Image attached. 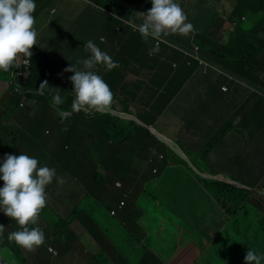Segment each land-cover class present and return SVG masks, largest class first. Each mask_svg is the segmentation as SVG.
I'll return each mask as SVG.
<instances>
[{"label": "rangeland", "instance_id": "obj_1", "mask_svg": "<svg viewBox=\"0 0 264 264\" xmlns=\"http://www.w3.org/2000/svg\"><path fill=\"white\" fill-rule=\"evenodd\" d=\"M40 1L41 4H39L38 1L36 2L37 7L34 12L36 20L34 27L38 33V44H36V54L35 52H32V57L35 56L39 60L37 64L38 66L43 64L42 59H44V56L48 58L47 61L50 62V65L45 66L44 74L47 76L49 81L51 80V85L49 86L48 84V87L49 90L52 89L53 95L56 93L55 86L60 90L63 89V93L73 91V83L67 82L69 81L71 72H65L64 69L69 67L67 61L70 59L76 58V61L86 59L84 44L86 41L92 40V38L90 35L85 36L82 34H77L75 37L80 41H83V43L74 44L75 39L72 33H78L81 29L85 30L87 26L90 27V32L97 34V36L93 38V42L98 47L99 45L97 41L102 38V36L106 37L105 42H107L108 39L109 44L104 48L109 51V53L107 51L106 52L115 62H118L119 65L112 70H117L119 68L122 71H128L136 64V61L132 60L129 68L124 69L121 67V62L123 61L125 54H128L129 58H131L133 52L135 51V42L133 41V36H139L140 34L138 31H134L132 25L135 22L123 21L120 23L116 20L113 21L112 18L106 20L102 13V3L97 2L96 0H57L55 2L43 1L44 3L42 0ZM213 1L215 6L220 1L218 5L221 10L227 14L225 17L231 14L235 0ZM187 2L194 3L198 6L200 0H178V3L180 6H182V9L187 14L189 20L192 18H190L188 9L185 6ZM41 5L42 8L39 9ZM139 11L145 12L142 9H139L138 12ZM219 19L221 20L224 18ZM219 19L216 21L217 23H219ZM135 24L139 25L137 23ZM246 24L247 23H244L242 26L245 27ZM117 25L124 27L125 30L124 33H122L120 39V46L123 47L122 52L119 53L120 59L116 56L117 54H115V56L111 55L113 52L112 45L115 41H117V34L113 32V29ZM217 26H219L217 30L221 31L224 39L227 40L230 36V33L233 31V26L231 23L229 22V24L227 23L225 26L218 24L214 26L213 29H215ZM184 36L192 38L194 33L191 31L189 34ZM153 47H155V39L150 37L148 41L145 42L144 47L145 50H147L143 56L145 62L149 56V48ZM160 51L161 49L159 48L155 59L160 61L159 68L162 65L165 66L161 67L164 68L161 72V75L165 77H171V75L177 71V68H172V66L174 67L173 64L175 63L176 66L177 64L180 66L183 58L182 56H175V62L172 63L168 56L174 52L170 49H163V51ZM170 64H172V66ZM76 65L77 67L82 66V64ZM105 70L106 69L102 65H97L96 67V71L102 72ZM169 70L172 71V73ZM148 73L149 79L147 72L146 74H141L143 77H139L128 71L127 77L124 79L127 78L126 83L130 89L127 87L117 86L112 90V92L114 95L132 98L133 91L136 90L132 86V83H134L136 80L146 83V80H148L149 87H144L143 91H138V96L135 97V99L139 107L140 115H138V117L141 118V114L146 113L147 116L145 117V120L149 121L148 109L150 108L147 103L152 98H158L160 93L156 96L154 95L152 71H148ZM239 75L242 77L241 79L238 77L241 88L248 91L250 98L245 101V104L241 108L239 107L240 109L236 108L234 110V115L228 118L229 122L225 123V127L227 128L225 131L226 134L219 137V140L214 141L210 146L211 149L213 147L217 149V146L219 145L220 155L227 153L231 147L235 146L241 148L243 152H246L247 154L245 157L247 160H250L252 164L245 168L242 166H235V168L239 170L234 172L228 171L227 173L236 179L243 180L248 185H255L258 182L264 180V90L259 89L262 81V73L258 71L256 67V69H253L249 73L246 72L244 74L242 73V75ZM122 76L123 75L119 76L118 83L122 81ZM0 79H3L7 84H9L11 81L10 75L5 72L0 73ZM195 79L196 78L193 73V75H191V77L184 82V87L190 85V83H192ZM248 82L254 86L247 84ZM7 84L0 87V116L3 115V110H5L1 100L4 97L5 92H8ZM172 88L174 91H177L175 94H173L176 95L174 100L177 99L180 93H185L183 91L179 92L180 90L176 89L175 83L172 85ZM234 92L235 91H232V93ZM169 101L170 99L165 102V106L169 103ZM165 106L163 105V107ZM42 108L43 106L40 107L39 110ZM183 108L184 107L179 108L178 103L176 102L161 119V122L163 123L162 127H173V123L179 118L183 117ZM23 109L25 108H18L17 112L15 113L12 112V110H9V115L0 117V121L3 118V124L1 125L8 126L12 124H25V122L28 121L30 114L25 112ZM37 109L38 107H35V109L32 111V115L35 114ZM44 109L45 107L43 110ZM7 110L6 112L8 113ZM83 113L61 116V127H72L71 130L65 131L63 133L64 139L62 141L60 140L59 135L63 128L60 127L54 136H50L47 130H52V125L50 124L51 121H49V119L53 120L54 118L55 120V117L45 118V114L41 113L38 115V120L35 123L36 128L34 129L35 133L32 137V143H25L22 145L24 148H22L20 142H18L20 150L24 152V149H27L30 151L28 156L38 159V166L46 165L50 168H55L57 177H62L64 179V183L59 184L56 178H54L52 183L47 186V203L44 209L48 207L49 210H54L59 217L66 219L70 217L71 214H74L75 208L81 209L84 205L86 208L85 210L91 212L92 206L94 205L93 203L98 202L101 203L100 205L103 208L102 213L105 216L106 213H109L111 208L118 207L120 199L124 194H126L125 200L127 203L134 202L135 199L140 197L141 200L139 202V206L141 210H144V214L146 213L144 219L148 224L149 232L151 231V228L155 226L156 220H164L165 232L161 237L155 236L153 238V246L157 249L159 247H163L164 253L169 257L173 258L176 254V252H172L174 246L182 244L186 249L191 243L195 242L196 246H198L202 251V255L196 264H216L217 256L224 258L225 253H217L218 245L215 244V238L220 235V251H223L227 246L229 237H231L232 234H235V232L239 235H249V241L243 245L240 244L239 241H236L237 252L234 249V246L231 247V252L235 255H238V259L235 258V260H226L221 264H239L240 261L241 264H245L244 257L249 248L253 249L259 254H261V252L264 253V218H257L255 216L256 212L250 204H247V208L240 214L227 218V216L224 215L226 211L222 210L220 206H218L217 202L211 200L214 199V197L212 196L209 187L216 186L217 180L213 179L212 177L204 178L206 176L203 173L201 174V172L195 173L201 177L204 176L202 179H200L202 182H200L198 179L196 183L190 180L186 175L182 176L180 179H170L174 173L165 175L164 178L168 181L160 183V187L162 184H164V190L158 192L157 196L161 197L163 195H167L166 198L169 200L163 206V211L166 214L161 215L157 213L154 215L153 218L155 219L153 220L148 218V215L151 214L149 212V208H152L153 206V204H149L151 197V195L149 196V171L151 172L152 170L151 166L149 165V157L151 150L157 148L156 141L153 138H149V136H147L148 134L143 127H136V134L143 139L138 145H133L132 149L123 150L131 152L129 161H132L137 155L140 158L141 167L133 168L131 165H128V169L134 171L133 173L139 175V177L134 183L127 184L123 178L125 172L119 173L118 170L120 163V152L116 148L109 149L110 154L106 155L105 160L95 159L88 154V149L83 139V132L75 127V121H78L81 124V127L83 126L85 121V113ZM43 118L46 120L44 123ZM39 125L41 129L39 128ZM182 134L186 135L185 128H183ZM248 134H251V138ZM153 135L157 140H159L155 134ZM243 135H247L248 138L243 140ZM44 142L50 143V146H42L41 143ZM194 144H196V142H193V145ZM99 146L101 145L98 144L93 147L94 151L98 155H100L101 152H104L103 149H99ZM136 151L137 153H135ZM160 151L165 153L168 163L173 162L174 152L180 153L177 146L174 145L171 147L167 144H160ZM215 153L216 152H213L211 156H208V158L216 155ZM179 155L181 156V153ZM204 157L205 155L203 154L202 158L204 159ZM195 158L196 157H193V159ZM4 159L5 154L0 155V166H2ZM111 160L112 162L115 161V163L108 169L107 164ZM168 163H165V166ZM185 163L189 165L187 161ZM193 163L197 165L195 161H193ZM200 167L203 171L210 172L212 175H220L217 174V171H211L212 169H217V165L203 164L200 165ZM137 170L140 172V174L137 173ZM161 172L162 171L160 170V173ZM215 178H217V176ZM116 181H120L123 184V187H116L114 185V182ZM228 183L236 187V185L232 182L228 181ZM3 185L4 181L0 179V187H3ZM155 186L156 185H153V187ZM262 196L264 199V195ZM62 202H69V207H67L66 204L65 206L60 205ZM158 206L160 205L158 204L156 209ZM83 212L84 210H82L78 215L76 227H74V223L76 221L74 223L71 222L64 224L61 231H57V235H60V232L68 230L71 225L75 232L79 234L85 233L83 220L80 218V214ZM103 215L99 213L97 220H89V223H95L96 221L100 223L101 226H103L105 231H107L113 226V221L106 220ZM40 218H43V216L40 215ZM189 220H192V224L194 226V236H190L189 232H191V230L186 232L189 229V227H186L188 225H183L184 223H188L185 221ZM4 221H6L13 230H21L20 226L15 220H12L10 217L5 215L3 211H0V224H4ZM59 221H61V219L57 218V222ZM43 226L45 229L48 228L45 222H43ZM111 232L117 233L123 239L122 235L120 234V228L117 230H112ZM87 233L91 234L90 231H87ZM87 238L88 235L84 237L83 242H85ZM49 245L50 244H47V246ZM231 245H233V243H231ZM58 248L60 256L59 258L54 259L48 253V248L43 246V252L41 254L43 255V258L47 264H55V260H58L59 264H80L81 262L92 260H94L97 264L98 262L102 261L96 256V252L92 253L93 257L91 258V251L87 248H70L68 253H73V251L77 252L74 256H68L61 244L58 245ZM51 250L56 252L54 248ZM51 250V254L56 257L57 255L55 256ZM156 257L162 260L160 255H157Z\"/></svg>", "mask_w": 264, "mask_h": 264}, {"label": "clouds", "instance_id": "obj_2", "mask_svg": "<svg viewBox=\"0 0 264 264\" xmlns=\"http://www.w3.org/2000/svg\"><path fill=\"white\" fill-rule=\"evenodd\" d=\"M100 1L106 3V1L104 0ZM126 1L128 5L117 4L113 1L106 3V6L102 5V13L104 15V18L106 20L112 18L113 21L116 20L120 23L123 21L134 22L128 19H124L122 18V16H119L111 11L119 10L120 8H123L125 6H128L130 9L133 8L132 5L129 6V2L131 0ZM142 2L143 0L139 1V3ZM151 2L152 7L147 12H138L139 8L133 10L134 16L136 18L135 23L139 25L133 23L132 26L134 28V31H138L140 33L145 42H147L150 37L152 39H155V47L149 49L148 54L150 56H156L155 53L159 51L160 46L169 44L162 38V36H167L169 34L175 33H179L181 36L187 35L193 30V25L190 22H187V14L183 11L180 4L177 3L176 0H151ZM36 7L37 5L35 3V0H0V73H8L11 77V81L9 82V84L5 83L3 79H0V87L7 84L8 91L10 90L11 92L14 91L15 93L20 94L32 91L35 92V99L25 96V101L21 104V108H25L23 109L25 112H32L35 107H38V109L41 107L38 106L41 105V103L36 100V96L39 95L45 96L48 99L50 108L59 117L72 114L76 115L78 113L84 112L85 114H83L85 115V121L83 126L81 127V124L78 121H75V127L83 132V139L86 143L87 149H90L98 144L108 142L107 139L110 138H113L114 141H118L120 138H122L126 140L127 146L132 149L133 145H138L143 139L135 132L136 126H140L150 132V134L153 136L152 138L157 143V148L158 146H160V144H167L171 147L174 145L177 146L179 148L181 156L179 155V152H174V154H176L180 161L183 163L187 161L189 166L191 165L190 168L194 170L195 173L201 172L202 174L203 172L198 169L197 165L189 160V155L185 151V147H182L179 144L177 145L175 141L170 140L161 132H158L154 126L150 125V123L157 117L158 114H152L151 110L149 109V114L153 116V120L151 122L145 120V117L147 116L146 113L141 114V118L138 117L140 113L135 97L138 96V91L144 90V87H146V83H144L143 81L139 82L140 84L138 86V90L133 91L132 98L114 95V93L112 92V86L115 83L109 80L108 75L105 74V71L107 73L108 71H111L119 65L118 62H115L107 52L101 50V45L109 44L108 39L107 42H104L106 38L104 36H102L103 38H101V40L99 39L97 41L99 47L93 42V38L92 40H88L85 42L84 48L86 59L77 61V64H82V69H78L77 65L74 64H71L69 67L64 69L65 72H71L69 81L67 82H71L74 85L72 88L74 92V99L72 101L71 107H69L68 109H64L59 106L64 103V100L59 94V89L57 87L56 93L54 95L52 93V89L49 91L45 89L48 85L47 81L42 82L39 87H27L22 85V79L25 75V72L28 71L31 73L32 69L34 68L35 56L32 57V52H35L37 50L36 44H38V33L36 28L34 27L36 23L34 16ZM140 9H144L145 11V8H142V6H140ZM137 20L142 22L139 23ZM124 31V27L121 26H119L117 29L115 26L113 29V32H115L116 34H122L124 33ZM160 39H163L165 42L161 43L160 46H156V40ZM77 40L79 42H75L74 44L83 43V41H80L79 39ZM191 46V50L174 46V48L183 55V60H187L188 65L191 64L190 59H194L191 56L195 55L194 46L199 47L198 55L201 58V47L195 43L191 44ZM26 60H30L31 62L29 68L24 64ZM194 60L196 61V59ZM97 65H102L106 70L103 72L96 71ZM173 65L174 68L179 67L178 64L177 66L175 63ZM22 73H24V75ZM222 73L223 72H221L215 78L214 82L216 84H218L219 82H221L222 84ZM235 80L240 82L238 79ZM247 84L254 86L249 82ZM223 86L225 85H220V89L218 88L221 93H229L231 91L229 86L226 84V86L228 87V91L223 92L221 89ZM244 95H248V93ZM27 102H30L31 105L27 106ZM154 104L159 106L157 98H154L151 102L147 103L149 108H151V106H153ZM133 122L134 126H132ZM130 128H132L129 132L131 133V135L128 136V138L127 135L122 137L118 133L120 129L125 130V133H127ZM226 129L227 128L224 124L222 128L223 136ZM48 133L50 134L49 130ZM153 134H155L159 138V140H157ZM157 148L151 150V155L149 157V165L153 169L152 172L154 175H156L158 172L156 168H153L156 164V161L168 163L165 153L163 151H158ZM125 152L127 153L126 158H120V161L126 163V174L131 175L134 171L128 169V165H131L133 168L141 167V161L137 155L133 158L132 161H129L131 152H127L124 150L123 154ZM135 153H137V151ZM0 155H2L1 150ZM38 165L39 161L35 157H30L26 154H5L3 164L2 166H0V174H2L0 175V179L4 181L3 187H0V211H3L5 215L10 217L12 220H15L21 229L11 232L8 236V239L9 241H12V243L15 242L18 246L28 251H34L45 242V233L43 232V230L39 227H29V225L32 226L38 223L39 214L41 210L46 206L47 186L52 183L54 178H56L59 184L64 183V179L62 177H57L55 168H50L46 165ZM203 174L205 176L206 174L208 175L207 177L203 176L204 178L212 177L217 181H222L225 183H228V181L235 182L236 184L243 185L249 188L244 189L236 186L240 189L264 195V182H258L255 185H248L227 177H223L222 175H212L208 173ZM216 176L217 178H215ZM180 178L181 177L177 179ZM219 178H225L227 179V181L221 180ZM167 181L168 180L165 179V182ZM116 185L118 187H121L117 182ZM250 186L255 187L253 188ZM211 200L215 201V199ZM123 202L124 201L121 202V206L124 205ZM245 209H243V211ZM48 211H50L49 208ZM224 215L226 214L224 213ZM72 216H74V214H72ZM228 217L230 218L231 216L228 215ZM3 231L4 225L0 224V234H2ZM235 234L237 233L235 232ZM236 241H239V243L243 245L249 241V235H247V237L245 238L239 237ZM236 241H233V245H231V247L234 246V249L237 252ZM215 242V244L218 245L217 253H225L224 258L216 255V264H221L226 260H235V258L238 259V255L235 256V254L231 252V247L229 250L224 249L223 251H220L221 247L219 236L215 238ZM16 257L17 255L13 254L12 252L10 253V258L12 261H15ZM20 257H23V255L21 254ZM244 260L245 264H262L264 261V253L261 252V254H259L253 249L249 248V250L246 252Z\"/></svg>", "mask_w": 264, "mask_h": 264}, {"label": "crops", "instance_id": "obj_3", "mask_svg": "<svg viewBox=\"0 0 264 264\" xmlns=\"http://www.w3.org/2000/svg\"><path fill=\"white\" fill-rule=\"evenodd\" d=\"M104 1H106V3L113 1L117 4L128 5L126 0ZM139 1L141 0H131L129 2V6L132 5L133 7H137L140 9V6H138ZM151 7H149V3L147 2V0H145V12L151 9ZM218 14L219 18H224L227 15L221 10L220 7L218 8ZM190 23L193 25V30H196L197 26H202V19H200L199 21H190ZM118 27L119 26H116V29ZM193 30L192 32L195 34ZM72 34L75 38V42H79L75 37L77 34H82L85 36L90 35L91 38H95L97 36L96 33L90 32L89 26H87L85 30L81 29L78 33ZM121 35V33L117 34V41H115L112 45L113 52L111 54L112 56H115V54H117L116 56L119 59V53L123 50V47L120 46ZM182 37L184 40L188 38L184 35H182ZM107 46L108 45H101V50L104 52L107 51L109 53V51L104 48ZM74 62L75 59H70L67 61L69 66L71 64L76 65ZM117 71L119 73V76L123 75L120 85L122 87H127L128 89H130V87L126 83L127 78L124 79L125 77H127V72L122 71L119 68L117 69ZM156 71L161 73L163 71V68L158 67ZM153 73L154 71H152V74ZM139 84L140 83L137 80L132 83V86L136 89L134 91L138 90ZM158 86V84L153 83L154 91L159 89ZM146 87H149L148 80H146ZM216 89L218 90V92L216 98H214L213 91ZM219 91L220 90L218 88L210 87L209 85L203 84L199 79H195L192 83H190V85H188V87L186 86L183 88V92H185L186 94L180 93L176 100H174L176 95H170L169 103L161 110L160 113H158L157 117L150 123V125L154 126L158 132H161L170 140L175 141L177 145L179 144L182 147H185V151L189 155V160L191 162L195 161L197 163L198 169L203 173L212 174L210 172L203 171L200 165H217V169H212L211 171H217V174H220L223 177H227L246 184L243 180L236 179L233 176H230V174H228L227 172H234L239 170L235 168V166H242L245 168L252 164V162L250 160H247L245 157L247 153L243 152L241 148L235 146L231 147L227 153L220 155L219 145L217 146V149H215L214 147L211 149L210 145L214 141L219 140V137L223 136L222 128L224 124L226 122H229L228 118L234 115V110L239 107L241 108L245 104V101L250 98V95H243L241 97V93L238 94L236 92H231L225 95ZM179 92H181V90ZM153 99L154 98H152L149 102H151ZM176 102L178 103L179 108L184 107L182 110L183 117L174 122V126L171 128H169L168 126L162 127L163 123L161 122V119ZM204 105L205 107L202 108L201 106ZM220 114L222 117H225V121L219 120ZM192 127L196 128V133L193 131ZM183 128H185L186 130V135L182 134ZM248 135L251 138V134ZM247 138V135L242 136L243 140ZM193 142H196V144L193 145ZM157 150L160 151V146H158ZM211 152H216V155L208 158V156H211ZM203 154L205 155L204 159L202 158ZM126 156L127 153L125 152L121 156V158H126ZM193 157L196 158L193 159ZM153 168H156L158 172L156 175H154L152 172L153 169L151 170V172L149 171V196L151 195L149 204H153V206L152 208H149V212L151 214L148 215V218L152 220L155 219L153 217L157 213L161 215L166 214L163 211V206L168 202L169 199L166 198L167 195H163L161 197L157 196L158 192L164 190V184H162L160 187V183L165 182V175L174 173V175L171 176L170 179H177L186 175L194 183H196L198 179L200 182H202L200 179H202L203 177L202 176L199 178L189 165H186L185 163L180 161L176 154H174L173 162L168 163L165 166L164 162L156 161V164ZM118 170L119 173L125 172L123 178L127 184L134 183L139 177V175L134 174L133 172L131 175H127L126 163L122 161H120L119 163ZM160 170L162 171L161 173ZM137 173L140 174L138 170ZM207 176L208 175L206 174V177ZM263 181L264 180H262L260 183H262ZM116 182L120 183L119 185L123 187V184L120 181ZM116 182L115 186L118 187L116 185ZM153 185L156 186L153 187ZM125 199L126 194H124L120 199L118 207H114L113 209H111L110 214L106 213L105 216L102 213L103 208L100 205L101 203L94 202L91 212H88L87 210H85V208L84 212L80 214V218H82L83 220L85 231V233L82 234L75 232L71 225L68 230L61 232L60 236H58L57 231L61 227V225L59 224L60 221L57 222V218H60L61 221H63L74 216H72L71 214L70 217L64 219L62 217H59L54 210L50 209V211H48V209H46L47 207L45 209L43 208L39 214L38 223L32 226L41 228L45 233L44 244L36 248L34 251H28L22 248L21 253L23 257L17 255L15 261H12L10 258L11 251L9 250V246L11 245L12 241H9L8 239L10 232H14L15 230H13L12 227L9 226L6 221H4V231L2 234H0V264H47V262L43 258V255L41 254L43 252V246L48 248V253L54 259H56L60 256L58 252L59 244L63 246V249L68 256H74L75 253H77L75 251H73V253H68L70 248H87L91 251V258L93 257L92 253L96 252V256L102 260L97 264H196V262L199 261V258L201 257V250L198 246H196L195 242L191 243L186 249L182 244L174 246L172 252H176V254L173 258L164 253L163 247H159L158 249L154 248L153 238L155 236L161 237L165 232L164 220H156L155 226L152 227L151 231L149 232L148 224L144 219L146 213L144 214V210H141L139 206V202L141 200L140 197L135 199L134 202L128 203ZM122 201H124L123 206H121ZM65 204L67 207H69V202H62L60 205L65 206ZM158 204L160 206H158V208L156 209V206ZM112 211H116V214L112 215ZM142 211L143 215L140 214ZM99 213H101L106 220L113 221V226L107 231H105L103 229V226H101L100 223L96 221L95 223H89V220H97ZM40 215H42L43 218H40ZM77 218L78 216H75V219L72 223H74ZM43 222H45L48 226V230L43 226ZM76 224L77 221L74 223V227H76ZM119 228L120 234L122 235L123 239L117 233L111 232L112 230H117ZM87 231H90L91 234H88ZM189 234L190 236H194V234H192L191 232H189ZM86 235H88V238L85 242H83V239ZM47 244L50 245L47 246ZM53 248L57 252L56 257H54L50 252V250ZM157 255H160L162 260L158 259L156 257ZM55 264H59V261L55 260ZM80 264L96 263L94 260H92L81 262Z\"/></svg>", "mask_w": 264, "mask_h": 264}, {"label": "trees", "instance_id": "obj_4", "mask_svg": "<svg viewBox=\"0 0 264 264\" xmlns=\"http://www.w3.org/2000/svg\"><path fill=\"white\" fill-rule=\"evenodd\" d=\"M38 1L39 4H41L40 0H35V3ZM49 2V1H57V0H42V2ZM97 2L102 3V5L106 6V3H103L100 0H96ZM149 3V7L152 6L151 0H147ZM178 3V0H176ZM44 3V2H43ZM220 1L215 6V3L213 0H200L199 5H195L194 3L187 2L185 5L188 9L190 18L199 21L202 19V26L196 27V30H193L195 32L193 38H187L186 40L183 39V37L179 33L175 34H169L167 36H162L164 40H166L169 44L160 46L161 51L164 50H172L174 53L169 55L168 58L171 59L172 63L175 62L174 57H180L183 55L180 54V52L174 48L175 47H183L187 50H191L192 46L191 44H197L201 47V58L208 63L207 73H204L203 70L199 67L198 63L194 59H190L191 64H187V60H183L181 65L177 68V71L171 75V77H165L162 76L160 72L156 71L159 67L160 61L155 59V56H148L147 61L145 62L144 55L147 52L145 50V40L139 36L134 35L133 41L135 42V51L133 52V55L131 58H129L128 54H125L123 61L121 62L122 68H129L131 65L132 60L136 61V64L129 69L128 71L132 74L143 77V74H146L149 76L148 71H154L153 76V82L155 84H158L159 89L154 92V95L157 94L160 95L157 98V101L159 102V106L154 104L151 106L150 110L152 114L157 115L161 112V110L165 106V102H167L168 99H170V95L175 94L177 91H174L172 88V85L176 84V89H179L183 91L184 88V82L187 81L191 75H195L196 79H199L203 84L209 85L210 87L219 88L220 85H228L231 91H235L236 93L240 94L241 97L248 93V91L241 88L240 82L236 81L235 79L242 77L239 75L242 73H249L253 69H256L262 73V81L260 84V89L264 90V0H235L234 7L232 9V12L229 16L224 17V19H219L218 14V8ZM139 6H142V8H145V0H143L142 3H139ZM42 8V5L39 9ZM182 8V6H181ZM138 9L137 7L129 8L128 6H125L123 8H120L119 10H111L114 13H116L119 16H122L124 19H128L131 21H136V18L134 16L133 10ZM144 10V9H143ZM39 12V11H38ZM192 19H189L187 22L194 21ZM219 19V23L216 21ZM139 23L142 21L137 20ZM233 26V31L230 33V36L227 40L224 39V36L221 34V31L217 30L219 26H217L215 29L214 26L221 24L222 26H225V24H229ZM244 23H247L245 27L242 25ZM235 33V34H234ZM74 37V36H73ZM75 39V38H74ZM151 49V48H149ZM160 51V52H161ZM155 54H158L155 53ZM188 59V58H187ZM48 58L42 59V65L38 66V59L34 58V68L30 72H25V75L22 79V85L23 86H40V84L44 81H47L49 86L51 85L47 76L44 74L45 66L50 65V62L47 61ZM189 60V59H188ZM78 61V60H77ZM76 58H75V64H77ZM172 66V64H170ZM83 67V66H80ZM80 67H77L80 69ZM161 67H165L162 65ZM173 69H175L172 66ZM164 69V68H163ZM126 71V72H128ZM170 71V70H169ZM11 72V71H9ZM172 73V71H170ZM222 73V84L219 82L216 84L214 82L215 78ZM105 74L108 75V78L111 82L115 83L112 87L113 89L117 86H120V83H118L119 79V73L117 70H111L108 71ZM237 75V76H236ZM239 77V78H238ZM251 84V83H250ZM188 87V86H187ZM56 88V86H55ZM47 91H49L48 85L45 88ZM59 94L61 95L62 99L64 100V103L59 105L61 108L68 109L71 107L72 101L74 99V92H62L63 89H59ZM187 92V89H186ZM218 90L213 91V96L216 98ZM220 92V91H219ZM35 92H25L23 94L15 93L14 91L11 92L10 90L5 93L3 99L1 100V103L5 110H3V115L0 117H4L9 115V110H12V112H17L18 108H21L22 102L25 101V96H28L32 99H35ZM229 93H223V94H229ZM169 97V98H168ZM36 100H38L41 105L43 106L41 110L37 109L34 115H32V112L26 111L30 114L29 119L25 124L21 125H1L3 124V118L0 121V147H1V154H14V155H20V154H26L29 155L30 151L27 149H24V152L19 149V144L22 148H24L22 145L25 143H32V137L35 133L34 129L36 128V122L38 120V115L43 113L45 114V118L47 117H55V120L49 119L50 124L52 125V130L47 129L50 131V136H54L56 132H58L59 128L62 126L61 124V117L57 116L55 112L50 108L49 101L45 96H36ZM163 103V105H162ZM31 103L27 102V106H30ZM202 108L205 107L201 106ZM31 108V107H27ZM8 109V110H7ZM8 111V113L6 112ZM149 110V109H148ZM26 113V114H27ZM42 114V115H43ZM28 115V114H27ZM149 115V122L153 120V116L151 114ZM10 118V117H9ZM44 119L43 123L46 121ZM221 121H225V117L219 118ZM123 126V125H122ZM121 126V127H122ZM134 126V122L133 125ZM61 127L63 128L59 138L62 141L64 139L63 133L65 131L71 130L72 127ZM138 127V126H136ZM40 128V125H39ZM41 129V128H40ZM130 130L125 133V130L120 129L118 132L122 137L127 135H131L129 133ZM193 131L196 133V128L192 127ZM145 130V129H144ZM146 133L149 135L150 138L153 136L145 130ZM37 132V131H36ZM226 132L224 133V135ZM108 142L101 143L99 146V149H103L104 152H101L100 155H98L94 148L88 149V154L99 160H105L106 155L110 154L109 149L116 148L120 152L121 158L124 150L123 149H130L129 146L126 144V140L120 138L118 141H114L113 138L107 139ZM111 142V143H109ZM44 147H49L50 143L44 142L41 143ZM123 150V151H121ZM115 161L112 162V160L107 164V168L109 169L114 165ZM216 186L209 187V190L214 197L215 201L219 204L220 208L222 210H225V216L228 217L232 215L240 214L243 209H245L247 204H250L251 207L255 210L256 214L255 216L257 218H264V199L261 194L258 193H252L251 191L243 190L238 187H235L231 184L222 182V181H216ZM115 185V182H114ZM255 187V186H250ZM256 194V195H255ZM94 204V203H93ZM119 205V204H118ZM253 205V206H252ZM121 207V206H120ZM48 209V208H46ZM85 209V205L81 209L75 208L74 211V217L63 220L59 224L61 227L58 229V231H61L64 224H68L73 222L75 219V216H78L79 213ZM113 209V208H111ZM110 209V210H111ZM109 210V214H110ZM112 215L116 214V211H112ZM143 215V211L140 213ZM188 223H184L183 225H188L186 227H189V229L186 232H189L191 230V233L194 234V226L192 224V220L185 221ZM190 223V224H189ZM29 227H34L29 225ZM61 233V232H60ZM106 234V233H105ZM60 236V235H58ZM220 237V235H219ZM239 237H247V235H239V234H233L231 237H229L227 241V246L225 250H229L231 247V243L233 241L238 240ZM21 248L18 246L15 242L12 243L9 246V250L18 256H21ZM236 256V255H235ZM241 264V263H239ZM264 264V261L263 263Z\"/></svg>", "mask_w": 264, "mask_h": 264}, {"label": "built area", "instance_id": "obj_5", "mask_svg": "<svg viewBox=\"0 0 264 264\" xmlns=\"http://www.w3.org/2000/svg\"><path fill=\"white\" fill-rule=\"evenodd\" d=\"M164 42L165 41L163 39L156 40V46L157 45L160 46V44L164 43ZM194 51H195V55H191V56L194 59H196V61L198 62L199 67L203 70V72L207 73V68H208L209 65L199 57V55H198L199 47L198 46H194ZM24 64L27 65V67L29 68L31 62H30V60H26L24 62ZM22 74L24 75V73H22ZM221 89H222L223 92H227L228 91V87L226 85L223 86ZM51 251L53 252V250H51ZM53 254L56 255L55 252H53Z\"/></svg>", "mask_w": 264, "mask_h": 264}, {"label": "water", "instance_id": "obj_6", "mask_svg": "<svg viewBox=\"0 0 264 264\" xmlns=\"http://www.w3.org/2000/svg\"><path fill=\"white\" fill-rule=\"evenodd\" d=\"M219 179H221V178H219ZM221 180L227 181V179H225V178H223V179H221ZM232 183L235 184V185L238 186V187H241V188H244V189H249V188H247V187H245V186H243V185L236 184L235 182H232Z\"/></svg>", "mask_w": 264, "mask_h": 264}, {"label": "bare ground", "instance_id": "obj_7", "mask_svg": "<svg viewBox=\"0 0 264 264\" xmlns=\"http://www.w3.org/2000/svg\"><path fill=\"white\" fill-rule=\"evenodd\" d=\"M93 113H95V112H93Z\"/></svg>", "mask_w": 264, "mask_h": 264}]
</instances>
